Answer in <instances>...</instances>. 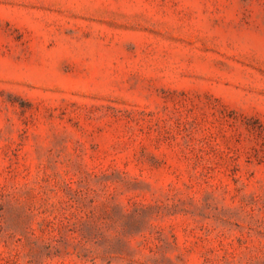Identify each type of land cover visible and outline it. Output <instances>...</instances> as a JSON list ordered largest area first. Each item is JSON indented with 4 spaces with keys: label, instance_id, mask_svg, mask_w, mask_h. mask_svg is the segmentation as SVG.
<instances>
[{
    "label": "rangeland",
    "instance_id": "374dc122",
    "mask_svg": "<svg viewBox=\"0 0 264 264\" xmlns=\"http://www.w3.org/2000/svg\"><path fill=\"white\" fill-rule=\"evenodd\" d=\"M0 264H264V0H0Z\"/></svg>",
    "mask_w": 264,
    "mask_h": 264
}]
</instances>
